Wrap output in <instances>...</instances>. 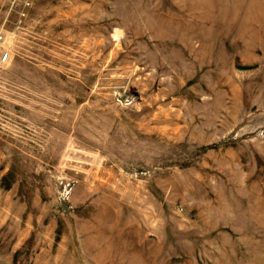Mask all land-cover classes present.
<instances>
[{
    "label": "rangeland",
    "instance_id": "obj_1",
    "mask_svg": "<svg viewBox=\"0 0 264 264\" xmlns=\"http://www.w3.org/2000/svg\"><path fill=\"white\" fill-rule=\"evenodd\" d=\"M0 264H264V0H0Z\"/></svg>",
    "mask_w": 264,
    "mask_h": 264
},
{
    "label": "built area",
    "instance_id": "obj_2",
    "mask_svg": "<svg viewBox=\"0 0 264 264\" xmlns=\"http://www.w3.org/2000/svg\"><path fill=\"white\" fill-rule=\"evenodd\" d=\"M3 38V34L0 32V39ZM11 57V54L9 50H4L0 53V62L1 63H7L9 61V58Z\"/></svg>",
    "mask_w": 264,
    "mask_h": 264
}]
</instances>
